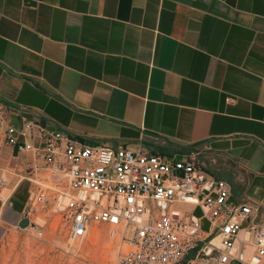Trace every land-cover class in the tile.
Segmentation results:
<instances>
[{
    "label": "crops",
    "instance_id": "0c3cea01",
    "mask_svg": "<svg viewBox=\"0 0 264 264\" xmlns=\"http://www.w3.org/2000/svg\"><path fill=\"white\" fill-rule=\"evenodd\" d=\"M0 98L89 144L193 154L264 219V0H0Z\"/></svg>",
    "mask_w": 264,
    "mask_h": 264
},
{
    "label": "built area",
    "instance_id": "2783aa9c",
    "mask_svg": "<svg viewBox=\"0 0 264 264\" xmlns=\"http://www.w3.org/2000/svg\"><path fill=\"white\" fill-rule=\"evenodd\" d=\"M0 137L15 161L0 172V201L12 205L13 188L29 181L15 225L28 235L42 239L52 216L70 242L81 241L94 223L107 224L120 239L117 264H264L260 203L232 200L231 182L193 154L89 144L1 98ZM23 153L30 156L20 161Z\"/></svg>",
    "mask_w": 264,
    "mask_h": 264
},
{
    "label": "rangeland",
    "instance_id": "374dc122",
    "mask_svg": "<svg viewBox=\"0 0 264 264\" xmlns=\"http://www.w3.org/2000/svg\"><path fill=\"white\" fill-rule=\"evenodd\" d=\"M29 184L28 180L22 184L19 191L22 201L17 203L16 210L21 209L28 195ZM5 191L9 192L10 189L6 188ZM194 212L201 215V207H195ZM202 226L209 228L206 219H203ZM119 244L120 239L108 234L105 223H94L81 241L70 242L63 223L49 216L42 239L28 235L17 227L5 228L0 243V264H117ZM195 251L196 248L191 253Z\"/></svg>",
    "mask_w": 264,
    "mask_h": 264
},
{
    "label": "water",
    "instance_id": "95a60500",
    "mask_svg": "<svg viewBox=\"0 0 264 264\" xmlns=\"http://www.w3.org/2000/svg\"><path fill=\"white\" fill-rule=\"evenodd\" d=\"M29 222L28 218L27 217H23L20 221L21 225H27Z\"/></svg>",
    "mask_w": 264,
    "mask_h": 264
},
{
    "label": "bare ground",
    "instance_id": "6f19581e",
    "mask_svg": "<svg viewBox=\"0 0 264 264\" xmlns=\"http://www.w3.org/2000/svg\"><path fill=\"white\" fill-rule=\"evenodd\" d=\"M8 193H9L8 191H5V195H4V196H6ZM95 234H96V233H95ZM216 240H217V238H216ZM114 255H115V254H114Z\"/></svg>",
    "mask_w": 264,
    "mask_h": 264
}]
</instances>
